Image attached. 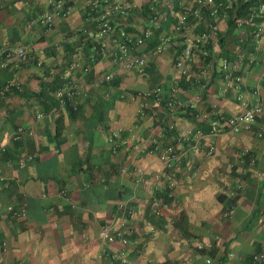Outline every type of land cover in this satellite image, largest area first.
<instances>
[{
    "label": "crops",
    "instance_id": "crops-1",
    "mask_svg": "<svg viewBox=\"0 0 264 264\" xmlns=\"http://www.w3.org/2000/svg\"><path fill=\"white\" fill-rule=\"evenodd\" d=\"M88 1L70 0L44 28L29 20L50 10L47 0H0V47L28 48L23 61L0 60V85L15 80L21 86L0 99V264H121L119 257L132 264H256L252 256L264 249V131L256 135L264 121V37L255 38L253 30L264 29V17L231 33L221 14L187 23L180 33L172 31L171 19L162 31L172 42L138 74L94 54L78 33L95 25L87 18ZM112 1L133 6L127 30L137 36L147 25L140 6L158 0ZM208 23L216 24L221 44L216 40L206 58L195 53L190 74L179 78L174 54ZM155 43L153 37L142 50ZM220 56H242L238 89L221 92ZM70 63L73 80L83 86L74 110L48 89L61 84ZM203 69L207 78L200 77ZM105 73L113 74L110 82L91 85ZM155 84L164 95L174 86V95L191 108L179 112L147 101L139 115L136 94ZM256 102L262 112L247 131L204 136L194 144L179 143L170 132L159 137L156 120L182 131L199 125L194 112L215 107L228 116ZM17 126L32 135L11 141ZM160 141L182 153L178 167L169 170L158 159ZM26 154L33 158L19 164ZM120 203L131 207L127 223L137 231L125 242L104 241L100 228L116 225ZM19 207L23 217L11 213Z\"/></svg>",
    "mask_w": 264,
    "mask_h": 264
},
{
    "label": "built area",
    "instance_id": "built-area-1",
    "mask_svg": "<svg viewBox=\"0 0 264 264\" xmlns=\"http://www.w3.org/2000/svg\"><path fill=\"white\" fill-rule=\"evenodd\" d=\"M245 0H240L243 3ZM65 0H47V5L50 10L37 15L29 20V25H38L48 28L52 24L53 15L60 11L64 5ZM237 0H185L179 2V7L176 13L175 22L172 23L171 29L173 32L180 33L185 27L189 25L199 24L205 21L206 16L212 18L221 14L223 19H227L228 11L233 13L237 11ZM133 8V6H132ZM131 5L124 1L112 0H89L87 2V18L95 23L94 27L84 26L78 29L85 40L90 43V47L94 54L99 56H107L112 66L118 67L124 71H132L138 74H143L146 62L161 53L172 42V36L168 33H163L162 24L166 22L167 16L160 13L150 6L145 20L147 25H144L137 36L127 30V18L130 14ZM243 13L235 15L233 23L236 27L250 26L254 23L255 19H262L264 17V0H257L255 4H249L242 9ZM208 14V15H207ZM112 17H117V21L111 20ZM190 21V22H189ZM217 26L214 23H208L204 28L196 34L186 38L182 43L179 51L174 54L172 65L179 78H187L191 72V66L195 53L199 52L203 58L209 55L211 46L217 40ZM156 33V34H155ZM255 38L260 39L264 37V29L259 26L253 31ZM155 37L156 43L146 49L142 50L147 42ZM28 48L25 45L15 47H0V60L16 59L23 61L27 57ZM242 56L236 59H227L224 56L218 57V72L221 75V92H226L228 89H238L242 81V74L240 71ZM74 69L72 63L68 64L63 70L61 76V84L54 89L53 94L55 99L62 105H67L71 109L77 107V97L83 90V86L73 80L71 75ZM209 70L203 69L200 77L207 78ZM113 74L105 73L97 76L91 81L92 86H99L110 82ZM8 90L20 91L21 86L15 80H6L0 85V99ZM164 87L160 84H155L147 89H144L136 94L139 98L137 113L139 115L145 114V109L148 107L146 102L161 107L174 109L179 112H185L191 108V104L187 100H182L174 95L175 88L170 86L168 92L164 95ZM124 95V94H123ZM121 95V97H123ZM150 109V108H149ZM262 112L260 102L252 104L247 109L234 113L228 116L222 115L217 108L210 107L209 109L192 112V116L199 123L192 128L185 127L182 131L176 129L175 124L165 122L163 120H156L159 137L161 140L165 137L167 132L173 133L174 138L179 143H197L204 136H215L221 133L249 130L256 119ZM154 115L153 111H151ZM36 118L40 114L35 115ZM205 127V130L202 129ZM122 129L116 130L112 135L118 136ZM131 129L127 132L130 134ZM264 131V121L258 124L257 136H260ZM26 134L32 135L30 128L17 126L10 136L11 141L19 140L20 137ZM154 149L157 152L158 159L169 170H172L179 165L182 153L179 152L175 145L171 142L160 141ZM211 147H208L206 154L210 153ZM4 151V146L0 144V152ZM243 155H248L246 149L242 151ZM249 156V155H248ZM33 158V154H26L24 158L19 160V164L29 161ZM252 158L249 162L252 163ZM120 171H124L121 167ZM59 194L66 196L65 189L61 188ZM231 194H233L231 192ZM153 202L152 205H156ZM118 209L121 211L122 216L119 218L116 225L104 224L99 231V237L111 242L119 240L125 242L127 235L133 231H137V227L127 223V218L132 214L131 207L120 203ZM16 217L24 216L23 207L11 212ZM121 264H132L125 257H119ZM254 262H264V249H260L252 256ZM207 264H210L209 259H205ZM20 264V263H17Z\"/></svg>",
    "mask_w": 264,
    "mask_h": 264
},
{
    "label": "trees",
    "instance_id": "trees-1",
    "mask_svg": "<svg viewBox=\"0 0 264 264\" xmlns=\"http://www.w3.org/2000/svg\"><path fill=\"white\" fill-rule=\"evenodd\" d=\"M179 2H185V0H158L156 2H151V3H147L144 6H140V10L141 13L143 15H147L148 11H149V7L152 6L154 7L155 10H157L160 13H164L167 16V20L166 22H164L162 24V29L163 26L167 23L169 24L171 21V19L175 20L176 15L173 13H176L179 7ZM257 2V0H245L243 3L240 2V0H237L236 5H237V11L236 12H232V11H228V16L226 19V29H227V33H231L233 31L234 28H244V27H250V26H254V24L248 26H240V27H236L235 24L233 23V19L235 17V15L238 14H242L243 11V7L249 5V4H255ZM70 4V0H65L64 5L63 6H67ZM190 22V21H189ZM255 30V29H254ZM253 30V31H254ZM156 34V33H155ZM222 37L221 36H217V42H219V45L222 42ZM86 42L88 43V46L90 47V43L86 40ZM208 50H210V48H208ZM226 57V56H225ZM227 59H230L229 57H226ZM238 58V57H236ZM236 58H232V59H236ZM230 59V60H232ZM55 87L57 86H50V88H48L50 91H53L55 89ZM48 101L53 102V98H47ZM71 109V108H70ZM264 262H256V264H263Z\"/></svg>",
    "mask_w": 264,
    "mask_h": 264
}]
</instances>
